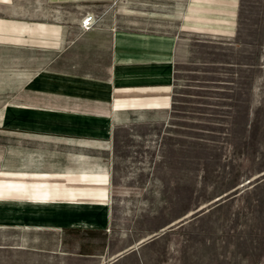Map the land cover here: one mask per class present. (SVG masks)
<instances>
[{"label":"rangeland","instance_id":"374dc122","mask_svg":"<svg viewBox=\"0 0 264 264\" xmlns=\"http://www.w3.org/2000/svg\"><path fill=\"white\" fill-rule=\"evenodd\" d=\"M118 4L127 27L176 37L173 103L103 151L110 224L74 237L95 256L46 252L61 232L0 229V264H264V0Z\"/></svg>","mask_w":264,"mask_h":264},{"label":"crops","instance_id":"0c3cea01","mask_svg":"<svg viewBox=\"0 0 264 264\" xmlns=\"http://www.w3.org/2000/svg\"><path fill=\"white\" fill-rule=\"evenodd\" d=\"M119 2L0 0V229L61 232L52 254L95 256L74 237L110 224L103 151L129 117L173 103L176 37L127 27ZM88 12L100 19L83 32Z\"/></svg>","mask_w":264,"mask_h":264},{"label":"built area","instance_id":"2783aa9c","mask_svg":"<svg viewBox=\"0 0 264 264\" xmlns=\"http://www.w3.org/2000/svg\"><path fill=\"white\" fill-rule=\"evenodd\" d=\"M99 19V15L95 14L94 12L86 13L80 22L83 32L91 30L97 24Z\"/></svg>","mask_w":264,"mask_h":264},{"label":"bare ground","instance_id":"6f19581e","mask_svg":"<svg viewBox=\"0 0 264 264\" xmlns=\"http://www.w3.org/2000/svg\"><path fill=\"white\" fill-rule=\"evenodd\" d=\"M202 3V2H201Z\"/></svg>","mask_w":264,"mask_h":264}]
</instances>
